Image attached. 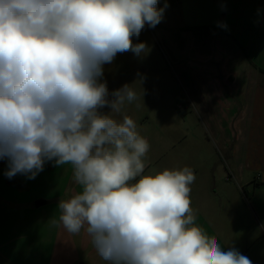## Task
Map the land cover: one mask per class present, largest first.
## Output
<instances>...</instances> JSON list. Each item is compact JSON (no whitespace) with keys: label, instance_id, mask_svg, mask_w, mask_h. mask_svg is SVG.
Instances as JSON below:
<instances>
[{"label":"clouds","instance_id":"1","mask_svg":"<svg viewBox=\"0 0 264 264\" xmlns=\"http://www.w3.org/2000/svg\"><path fill=\"white\" fill-rule=\"evenodd\" d=\"M158 4L0 0L4 175L31 180L46 163L71 164L82 190L59 201L52 224L71 234L83 229L108 264H252L195 223L190 167L142 175L150 145L124 112L138 93L125 83L110 94L103 81L118 53L147 54L148 44L133 38L161 22L168 4Z\"/></svg>","mask_w":264,"mask_h":264},{"label":"rangeland","instance_id":"2","mask_svg":"<svg viewBox=\"0 0 264 264\" xmlns=\"http://www.w3.org/2000/svg\"><path fill=\"white\" fill-rule=\"evenodd\" d=\"M166 2L168 7L159 25L184 28L209 22L203 18L205 14L197 12L202 6L195 1ZM164 4L165 0H159L158 7ZM180 34L173 37L166 29L150 33L145 27L139 39L148 44L147 54L137 57L131 51L118 53L111 64L105 65L103 81L107 82L110 94L125 83H132L138 93L139 99L127 104L124 112L136 121L140 135L149 139L142 175L190 167L196 177L190 192L195 223L210 237L215 236L222 247H235L252 264H264V186L254 188L263 185L264 165L258 161L264 155V144L256 143L254 132L250 134L244 128L225 132L221 118L212 122L211 118L188 110L191 104L185 102L169 45L172 41L182 47L189 45L188 34ZM101 111L107 113L110 109L105 107ZM116 118L120 120L122 116ZM44 172L36 178L43 175L50 180L52 189L62 188V182L69 179L71 196L82 190L73 180L71 164L53 165L48 171L52 174ZM94 251L83 229L79 234L67 233L59 239L52 264H108ZM92 252L95 254L89 257Z\"/></svg>","mask_w":264,"mask_h":264},{"label":"crops","instance_id":"3","mask_svg":"<svg viewBox=\"0 0 264 264\" xmlns=\"http://www.w3.org/2000/svg\"><path fill=\"white\" fill-rule=\"evenodd\" d=\"M194 1L202 6L197 12L209 20L205 25L182 28L162 23L146 28L150 33L170 30L173 37L188 34L185 47L169 43L185 102L191 104L188 110L212 122L221 118L225 132H254L256 143L264 144V0ZM259 159L264 165V155ZM52 167L46 163L44 175L52 174ZM6 170L7 162L0 160V264H52L60 237L68 233L52 221H58L59 201L71 196L70 181L52 189L43 175L8 179ZM260 186L264 179L254 188Z\"/></svg>","mask_w":264,"mask_h":264},{"label":"trees","instance_id":"4","mask_svg":"<svg viewBox=\"0 0 264 264\" xmlns=\"http://www.w3.org/2000/svg\"><path fill=\"white\" fill-rule=\"evenodd\" d=\"M139 42H141V40L139 38L138 39L134 38L133 43H139ZM11 185H13L15 187H20L21 186L18 182H13V183H11Z\"/></svg>","mask_w":264,"mask_h":264}]
</instances>
